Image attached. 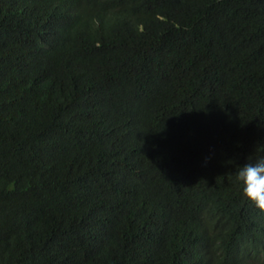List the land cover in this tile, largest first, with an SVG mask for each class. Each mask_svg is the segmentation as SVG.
<instances>
[{
    "label": "trees",
    "instance_id": "1",
    "mask_svg": "<svg viewBox=\"0 0 264 264\" xmlns=\"http://www.w3.org/2000/svg\"><path fill=\"white\" fill-rule=\"evenodd\" d=\"M261 156L264 0H0V264H264Z\"/></svg>",
    "mask_w": 264,
    "mask_h": 264
},
{
    "label": "clouds",
    "instance_id": "2",
    "mask_svg": "<svg viewBox=\"0 0 264 264\" xmlns=\"http://www.w3.org/2000/svg\"><path fill=\"white\" fill-rule=\"evenodd\" d=\"M235 180L242 185L243 197L264 213V156L249 158L236 171Z\"/></svg>",
    "mask_w": 264,
    "mask_h": 264
}]
</instances>
